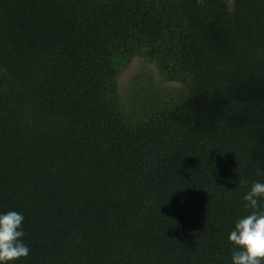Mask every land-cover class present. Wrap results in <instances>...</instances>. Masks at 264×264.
<instances>
[{
  "label": "trees",
  "instance_id": "obj_1",
  "mask_svg": "<svg viewBox=\"0 0 264 264\" xmlns=\"http://www.w3.org/2000/svg\"><path fill=\"white\" fill-rule=\"evenodd\" d=\"M179 89L125 116L116 59ZM264 183V0H0V212L18 264H231Z\"/></svg>",
  "mask_w": 264,
  "mask_h": 264
},
{
  "label": "clouds",
  "instance_id": "obj_2",
  "mask_svg": "<svg viewBox=\"0 0 264 264\" xmlns=\"http://www.w3.org/2000/svg\"><path fill=\"white\" fill-rule=\"evenodd\" d=\"M243 202L245 209L251 211L238 218L228 234L231 264H264V183H252ZM23 221L19 212H0V264H18L28 257Z\"/></svg>",
  "mask_w": 264,
  "mask_h": 264
},
{
  "label": "rangeland",
  "instance_id": "obj_3",
  "mask_svg": "<svg viewBox=\"0 0 264 264\" xmlns=\"http://www.w3.org/2000/svg\"><path fill=\"white\" fill-rule=\"evenodd\" d=\"M119 107L125 116L132 113L133 103L143 92L179 89L178 82L165 79L154 61L143 56L116 59Z\"/></svg>",
  "mask_w": 264,
  "mask_h": 264
}]
</instances>
